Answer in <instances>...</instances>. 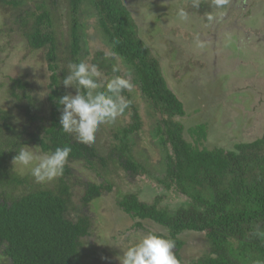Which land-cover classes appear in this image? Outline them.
Instances as JSON below:
<instances>
[{
    "label": "trees",
    "instance_id": "16d2710c",
    "mask_svg": "<svg viewBox=\"0 0 264 264\" xmlns=\"http://www.w3.org/2000/svg\"><path fill=\"white\" fill-rule=\"evenodd\" d=\"M85 1L95 8L106 38L86 62L96 64L105 78L125 79L131 74L134 80L132 89L122 93L129 102L126 114L121 115L123 126L102 146L98 140L78 142L59 124L57 100L73 88L62 83L67 65L81 61L79 10ZM187 3L197 14L219 9L208 0L200 1L199 8L192 7V0ZM61 4L70 26L65 53L60 43L63 36L57 31ZM0 10L11 17L4 31H20L26 47L45 50L51 73L46 118L34 112L38 103L27 80L10 78L9 84L0 80V92L6 87L5 93L15 101L14 108L0 104V264H88L85 246L93 248L95 236L87 211L92 202L119 187L109 178L118 171L132 183L148 177L147 184L156 191L149 202L142 200V188L136 192L118 188L117 204L132 219L130 230L145 229V221L162 226L168 231L162 234L175 242L178 262L185 245L181 235L187 231L206 236L203 255L188 264H252L264 259V135L236 144L233 150L204 144L210 126L194 121L190 102L185 104L169 86L159 57L141 37L123 0H0ZM137 88L152 111L154 124L149 134L152 144L163 150V177L152 173L134 153L137 136L145 129L133 101L132 91ZM15 109L23 112L24 119ZM32 144H38L42 152L71 148L63 174L52 185L38 184L30 173L21 174L13 166L17 149ZM76 163H84L101 182H81L83 209L72 216V179L76 175L72 165ZM176 198L179 200L173 202ZM257 231L259 237L254 234ZM94 251L106 252L102 246Z\"/></svg>",
    "mask_w": 264,
    "mask_h": 264
},
{
    "label": "rangeland",
    "instance_id": "374dc122",
    "mask_svg": "<svg viewBox=\"0 0 264 264\" xmlns=\"http://www.w3.org/2000/svg\"><path fill=\"white\" fill-rule=\"evenodd\" d=\"M123 1L132 12L141 30V37L154 56L159 57L169 86L178 93L185 104L190 102L189 110L194 114V121H205L210 126L208 141L204 144L209 148L218 146L233 150L236 144L250 143L263 137L264 0H228L222 8L211 13L206 9L202 14H197L198 10L191 11L188 0ZM180 8L187 13V19L178 15ZM79 11L82 37L79 60L87 61L102 47L106 38L93 5L85 1ZM57 13V31L63 36L60 43L61 50L65 53L68 49L65 47V41L69 37L70 26L63 5L58 8ZM209 15L214 19L206 22ZM10 18L6 11L0 10V80L5 84H9L10 78L21 77L27 80L38 103L34 112L46 118L50 112L47 92L51 75L48 70L47 52L32 51L26 47L20 31H4L5 23H8ZM125 79L133 84L131 74L125 75ZM5 90L6 87L0 92V104L4 108H14L15 101ZM132 92L133 101L139 107L145 123L143 134L137 136L134 153L136 152V158L152 173L163 177V150L152 144L149 134L154 124L152 111L141 97L140 89H133ZM72 94H75L73 88ZM15 110V114H18L21 120L24 119L23 112L21 113L20 109ZM123 123L119 116L115 123L102 124L96 133L95 141L98 140L100 146L105 145ZM29 146H38L41 151L38 144ZM72 167L76 172L75 178L72 179L73 216L77 215V209H83L82 196L85 189L81 182L100 183L101 180L84 166V163H76ZM17 169L24 175L30 173L19 166ZM109 178H114L119 187L92 202L87 211L95 236L93 248H89L87 244L85 246V261L88 264H120L118 257L122 255L121 248L131 245L146 232L168 234L165 228L151 221L143 223L145 229L131 231L132 219L118 207V188L132 192L142 188V200L152 202L156 191L150 189L147 184L148 177L144 176L143 179L132 183L127 175L118 171L114 176L109 175ZM54 180L45 184L52 185ZM178 200L179 198H176L173 202ZM181 239L185 245L179 252L181 261L178 264H188L203 255L205 234L187 231L181 235ZM101 246L106 251L105 254L94 251Z\"/></svg>",
    "mask_w": 264,
    "mask_h": 264
},
{
    "label": "clouds",
    "instance_id": "9594fccd",
    "mask_svg": "<svg viewBox=\"0 0 264 264\" xmlns=\"http://www.w3.org/2000/svg\"><path fill=\"white\" fill-rule=\"evenodd\" d=\"M228 0H211V5L222 8ZM192 7L199 8L200 0H192ZM178 15L187 19V13L180 8ZM209 21L213 16L207 17ZM67 74L63 78L65 88H75L57 100L60 111L59 124L65 134L72 135L84 144L95 142L96 133L105 123H115L128 107V100L122 95L131 90V83L115 76L105 79L96 64L86 61L69 62ZM71 152L69 146L57 147L54 151L41 152L38 146H22L17 149L13 166L28 170L34 181L45 184L61 176ZM259 237L260 232L254 233ZM175 242L162 233L148 231L134 243L122 249L118 257L120 264H178L174 254ZM252 264H264V259H256Z\"/></svg>",
    "mask_w": 264,
    "mask_h": 264
}]
</instances>
